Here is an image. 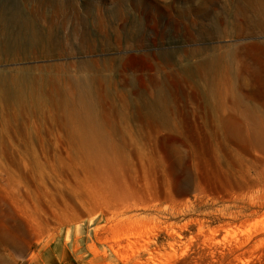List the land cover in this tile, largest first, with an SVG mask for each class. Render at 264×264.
<instances>
[{
  "label": "rangeland",
  "instance_id": "obj_1",
  "mask_svg": "<svg viewBox=\"0 0 264 264\" xmlns=\"http://www.w3.org/2000/svg\"><path fill=\"white\" fill-rule=\"evenodd\" d=\"M247 1L0 0V264H264V33ZM224 55L237 88L213 95ZM68 76L92 81L104 158L46 99Z\"/></svg>",
  "mask_w": 264,
  "mask_h": 264
},
{
  "label": "bare ground",
  "instance_id": "obj_2",
  "mask_svg": "<svg viewBox=\"0 0 264 264\" xmlns=\"http://www.w3.org/2000/svg\"><path fill=\"white\" fill-rule=\"evenodd\" d=\"M6 3V2H4ZM2 4V3H1ZM63 5V4H62ZM235 5V4H234ZM245 5H247L252 12L254 13V20L251 21V23L253 24V26L257 27L260 31H262L264 33V4L259 2V1H247L245 2ZM25 6V5H24ZM239 7V6H238ZM10 8V7H9ZM235 8V7H234ZM6 9H4L5 11ZM15 10V9H14ZM234 10V9H233ZM8 11V10H7ZM20 11V10H19ZM235 11V10H234ZM244 11V10H243ZM6 12V11H5ZM36 13V12H35ZM250 14V13H249ZM241 15V14H239ZM244 15V14H243ZM2 16V14H1ZM7 16V15H6ZM12 16V15H11ZM17 16V15H16ZM15 16V17H16ZM66 16V15H65ZM253 16V15H252ZM8 17V16H7ZM14 17V18H15ZM242 17V16H241ZM24 18V17H22ZM2 19V17H1ZM20 19V17L18 18ZM17 19V20H18ZM25 19V18H24ZM243 19V18H241ZM240 19V20H241ZM5 20V19H4ZM16 20V21H17ZM26 20V19H25ZM60 20V19H59ZM102 20V19H101ZM21 21V20H20ZM27 21V20H26ZM242 21V20H241ZM240 21V22H241ZM15 22V21H14ZM18 22V21H17ZM28 22V21H27ZM26 22V24H27ZM31 22V21H30ZM29 22V23H30ZM243 22V21H242ZM248 22V21H247ZM246 22V24H247ZM25 23V22H24ZM23 23V24H24ZM45 23V22H44ZM9 24V23H8ZM13 24V23H12ZM10 24V26L12 25ZM15 24V23H14ZM19 24V23H18ZM16 24V25H18ZM50 24V23H49ZM74 24V23H73ZM105 24V23H104ZM15 25V26H16ZM31 25V24H30ZM48 25V24H47ZM55 25V24H54ZM65 25V24H64ZM72 25V24H71ZM244 25V23L241 25V27ZM22 26V25H21ZM25 26V25H24ZM28 26V25H27ZM52 26V25H51ZM63 26V25H62ZM251 26V25H250ZM5 27V26H4ZM244 27V26H243ZM1 28V27H0ZM6 28V27H5ZM11 28V27H10ZM32 28H34L32 26ZM48 28V27H47ZM62 28V27H61ZM252 28V27H251ZM19 29V28H17ZM21 29V28H20ZM35 29V28H34ZM244 29V28H243ZM3 30V29H2ZM25 30H28L27 28ZM31 30V29H30ZM246 30V29H245ZM1 31V30H0ZM10 31V30H9ZM34 31V30H32ZM49 31V30H48ZM229 31V30H228ZM244 31V30H241ZM253 32V30H251ZM248 28V31L246 30V32H251ZM20 32V31H19ZM69 32V31H68ZM11 33V32H10ZM16 33V32H15ZM23 33H25L23 31ZM26 33H28L26 31ZM31 33V32H30ZM34 33V32H33ZM63 33V32H62ZM65 33V32H64ZM72 33V32H71ZM8 34V33H7ZM225 34V33H224ZM243 34V33H242ZM246 34V33H245ZM250 34V33H249ZM16 35V34H15ZM18 35V33H17ZM27 35V34H25ZM36 35V34H35ZM34 35V36H35ZM232 35V33H231ZM13 36V35H12ZM19 36V35H18ZM24 36V35H23ZM33 36V37H34ZM38 36V35H37ZM43 36V35H42ZM17 37V36H16ZM25 37V36H24ZM23 37V38H24ZM36 37V36H35ZM34 37V38H35ZM10 38V37H9ZM20 38V37H18ZM27 39V37H25ZM61 38V37H60ZM31 39V38H30ZM37 39V38H36ZM59 39V38H58ZM14 40V38H13ZM35 40V39H33ZM17 41V40H16ZM23 41V39H22ZM20 42V40H19ZM24 42V41H23ZM4 43V42H3ZM18 43V42H17ZM15 43V44H17ZM27 43V42H26ZM30 43V42H28ZM25 44V43H24ZM37 44V43H36ZM250 44V43H249ZM248 44V45H249ZM23 45V44H22ZM26 45V44H25ZM28 45V44H27ZM33 46V45H32ZM31 46V47H32ZM246 46V45H245ZM251 46H258V47H264V44L261 43H254ZM6 47V46H5ZM244 47V46H243ZM4 48V47H3ZM24 48V47H23ZM1 53V52H0ZM31 53V52H30ZM66 53V52H65ZM213 53V52H212ZM228 53V52H227ZM238 54V52H237ZM234 55L233 53H231V56ZM240 55V54H239ZM14 56V55H13ZM207 56V55H206ZM205 56V57H206ZM225 56V55H224ZM229 56V55H228ZM225 56L226 60L223 59H219V62L223 63L220 66V71L217 74H211L210 76H208L207 78L205 77L204 81H205V86L207 88V90L214 94H219V93H223L226 94V91H230L234 92L237 88V83L234 82L233 80V72L237 71L234 70L232 67V63H230V59H228L229 57ZM210 57V56H209ZM233 57V56H232ZM204 59V58H203ZM233 59V58H232ZM122 60V59H121ZM120 60V61H121ZM134 60V59H133ZM205 60V59H204ZM230 60V61H229ZM123 61V60H122ZM121 61V62H122ZM207 61V60H206ZM217 61V62H218ZM205 62V61H204ZM203 62V63H204ZM213 62V61H212ZM138 63V62H137ZM210 63V62H209ZM209 63H207L209 65ZM215 65L217 63L213 62ZM230 63V64H229ZM236 63V62H234ZM141 65V64H140ZM206 66V65H205ZM204 66V67H205ZM61 67V66H59ZM138 67V66H136ZM187 67V66H186ZM202 67V66H201ZM203 67V68H204ZM207 67V66H206ZM140 68V67H138ZM202 68V69H203ZM210 68V67H209ZM27 69V68H26ZM191 69V68H190ZM184 70V69H182ZM210 70V69H209ZM208 70V71H209ZM65 71V69H64ZM207 71V72H208ZM53 72V71H52ZM56 72V71H55ZM40 73V72H39ZM57 73V72H56ZM121 73V72H120ZM137 73V72H136ZM15 74V73H14ZM134 74V73H133ZM71 75V74H70ZM15 76V75H14ZM58 76V75H57ZM91 76V75H90ZM135 76V75H134ZM16 77V76H15ZM141 77V75H140ZM236 77H238V74L236 75ZM58 78V77H57ZM17 80V78H16ZM141 80V79H140ZM51 81L50 83V88L51 90L46 94V99L48 101V103L50 104V106H54L57 108H64L66 111V116L68 120H71L73 123H75L82 131V140L85 143L88 151L91 153L92 156H95L97 158H104L106 157L109 153H111L114 149L112 143H110L109 141L105 140L104 138L100 137L99 134V130H98V124L96 122H94L93 120V115H94V104L93 101L88 98V93L89 90H92V88L90 89V85L92 83V81L90 79H87L86 77L83 76H68L65 78L63 84L59 83V80H48V83ZM94 81V80H93ZM191 81V80H190ZM35 82V81H32ZM140 82V81H139ZM26 83V82H25ZM96 83V82H95ZM53 84V85H52ZM140 84V83H139ZM93 85V84H92ZM91 85V87H93ZM115 85V84H114ZM1 86V85H0ZM5 86V85H4ZM131 86V85H130ZM19 87V86H18ZM2 88V87H1ZM40 89V88H39ZM136 92V90H133ZM9 92V90H6L4 88L0 89V98L4 99V97L7 95V93ZM134 92V93H135ZM209 93V94H210ZM94 94V93H93ZM137 94V93H136ZM90 95V93H89ZM96 95V94H95ZM98 95V94H97ZM39 96V95H38ZM91 96V95H90ZM93 97V96H92ZM9 98H12L14 101H18L20 102V95L16 94L15 98L10 94ZM158 99V98H157ZM94 100V99H93ZM5 101V100H4ZM8 102V101H7ZM12 104V103H11ZM33 104V103H32ZM7 105V104H6ZM9 105V104H8ZM239 105V104H238ZM254 116V115H253ZM97 120V119H96ZM255 121V118H254ZM260 121L261 120H256ZM264 121V120H262ZM260 125V124H259ZM256 138V140L260 139V135L258 133V131H256L253 134ZM262 142V141H261Z\"/></svg>",
  "mask_w": 264,
  "mask_h": 264
}]
</instances>
